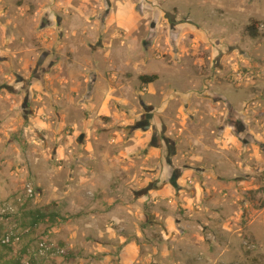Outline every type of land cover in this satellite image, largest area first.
<instances>
[{"label": "crops", "instance_id": "1", "mask_svg": "<svg viewBox=\"0 0 264 264\" xmlns=\"http://www.w3.org/2000/svg\"><path fill=\"white\" fill-rule=\"evenodd\" d=\"M38 1L31 13L27 2L0 0V199L13 198L24 178L53 168L48 183L56 190L49 197L59 204L53 227H71L77 241L85 230L92 233L90 250L106 252L92 264H205L207 232L230 241L242 201H249L242 190L264 180V113L250 111L248 97L243 108L224 97L227 111L221 100L205 97L209 111L194 113L191 97L157 85L166 62L141 47L126 56L112 49V39L126 45L122 39L135 29L131 5V14L123 9L120 15L111 3L103 17L102 9L95 15L98 9L76 0H65V9L61 0ZM31 21L50 52L43 54H58L32 83L19 77L38 59L32 31L24 27ZM89 25L98 34L92 42L81 38ZM120 29L128 31L124 37ZM68 36L70 60L62 52ZM129 65L135 83L127 81ZM142 74L158 79L144 84ZM138 101L146 113L132 115ZM230 109L244 117L239 131L225 122ZM67 126L72 132L63 140ZM64 215H70L65 223Z\"/></svg>", "mask_w": 264, "mask_h": 264}, {"label": "rangeland", "instance_id": "2", "mask_svg": "<svg viewBox=\"0 0 264 264\" xmlns=\"http://www.w3.org/2000/svg\"><path fill=\"white\" fill-rule=\"evenodd\" d=\"M14 1L18 4L29 3L31 13L39 5L38 0ZM76 1L85 3L84 7L86 9L89 7L91 11L98 9L95 15H98V11L102 9L100 15L103 17L109 14L111 3L120 15L123 9L127 10L124 15L131 14L127 6H133L132 16L137 22L135 29L132 30V35L128 36L124 34L128 31L120 29L123 33L121 37L126 35L122 40L127 39V44L120 45V39H112V49H117L126 56L133 53L134 48L141 47L147 57L166 62L169 67L162 69V77L157 85L165 86L168 90L176 88L181 92L179 94L191 97L190 109L194 113L209 111L202 99L205 97L215 100L216 103L221 100L219 108L226 111L227 104L224 97L235 100L238 108L244 107L243 101L246 99L243 98L248 97L251 101L248 105L254 107L250 111L261 115L264 113V0H121L122 4L118 3L119 0ZM61 2L65 9V0ZM123 4L126 8H121ZM78 24L77 21L75 25ZM251 24L256 28L255 35L248 30ZM38 26V22L34 21L24 24V27L32 31V43L38 49V59L31 73L27 76L19 74V77L28 78L31 83L43 78L44 71L38 68V61L43 53H50L48 48L42 45L37 34H34L40 29ZM87 29V34L79 30L82 34L81 38L86 39L87 36H91L92 40L89 41H95L94 37L98 34L91 30L90 25ZM61 30L64 34L65 27ZM109 38L110 36L106 37ZM65 42L67 44L62 47V52L67 53L70 60L73 55L70 51L73 41L68 36ZM79 42L78 44L83 43L82 40ZM81 45L86 46V44ZM54 55L55 57H46V70L53 59H58V54ZM121 60L122 58L119 57V61ZM133 67V65L127 66L126 78L127 81L135 83L136 72ZM84 92L85 89L76 95V100L83 97ZM141 96L147 99L148 93L145 92ZM153 98L156 102L160 100L159 95ZM137 106V111L132 109V115L146 113L139 101ZM217 110L218 107L216 112ZM230 110L231 114L225 122L231 123L232 127L239 131L244 117L241 113ZM54 113L51 117L55 125L57 115ZM216 126L212 124L213 128ZM71 132L72 128L67 126L63 131L65 134L63 140H69L67 135ZM35 165H38L37 162ZM39 165L42 167V164ZM52 169L46 170V174L38 173V177L32 175L24 178L19 183L18 189L14 191L13 197L22 192L26 183H32L36 194L19 205L16 214L0 221V236L11 227H15L22 234L21 240L15 243L3 244L0 240V264H23L27 259L31 264H92L95 260L102 259L103 253L106 254L105 251L94 254L90 250L88 246L95 244L92 233L85 230L77 241L76 236H71V227H53L55 221L59 222L54 214L59 204L49 197L56 190L54 185L48 183L49 180L54 179L55 170ZM61 171L65 177V170ZM39 178H44V182L39 183ZM256 182L246 190H242V194L246 195L249 201H242L245 209L234 224L230 241L224 238L223 242H220L219 239L214 238L212 232L206 231L205 264H264V180ZM252 186L255 187L250 188ZM247 202L249 206H245ZM39 216H41L40 220L35 222V218ZM69 217L70 215H64L62 222L65 223ZM214 234L219 236L216 232ZM46 236L55 246L65 249V252L36 257L34 250L38 240ZM88 239L94 240L87 243ZM74 241L83 246L81 255L76 251Z\"/></svg>", "mask_w": 264, "mask_h": 264}, {"label": "built area", "instance_id": "3", "mask_svg": "<svg viewBox=\"0 0 264 264\" xmlns=\"http://www.w3.org/2000/svg\"><path fill=\"white\" fill-rule=\"evenodd\" d=\"M36 194L35 187L32 183H26L20 194L13 198L0 199V221L4 220L18 212L19 205L23 204L27 199L33 198ZM22 238L21 232L15 227L9 228L1 236L0 240L3 244H11L20 241ZM65 249L55 246L51 240L46 237H41L38 240L34 254L36 257H47L55 253H64ZM23 264H31L29 259Z\"/></svg>", "mask_w": 264, "mask_h": 264}, {"label": "trees", "instance_id": "4", "mask_svg": "<svg viewBox=\"0 0 264 264\" xmlns=\"http://www.w3.org/2000/svg\"><path fill=\"white\" fill-rule=\"evenodd\" d=\"M255 29L256 28H255L254 24H251L248 26V30L252 33V35L256 34ZM46 57H48V56L42 54L40 60L38 61V68L39 69L42 68V71H44V72L46 71V69H45ZM50 66H51V63L49 64L48 68H50ZM139 79L142 83L148 84V83L156 81L158 79V75L157 74H142L139 76ZM40 218H41V216L36 217L35 222H38L40 220ZM27 231H28V229H27Z\"/></svg>", "mask_w": 264, "mask_h": 264}, {"label": "water", "instance_id": "5", "mask_svg": "<svg viewBox=\"0 0 264 264\" xmlns=\"http://www.w3.org/2000/svg\"><path fill=\"white\" fill-rule=\"evenodd\" d=\"M46 54V53H45Z\"/></svg>", "mask_w": 264, "mask_h": 264}]
</instances>
